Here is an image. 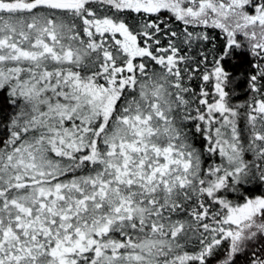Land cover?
Masks as SVG:
<instances>
[{
  "label": "snow or ice",
  "instance_id": "1",
  "mask_svg": "<svg viewBox=\"0 0 264 264\" xmlns=\"http://www.w3.org/2000/svg\"><path fill=\"white\" fill-rule=\"evenodd\" d=\"M0 264H264V0H0Z\"/></svg>",
  "mask_w": 264,
  "mask_h": 264
}]
</instances>
